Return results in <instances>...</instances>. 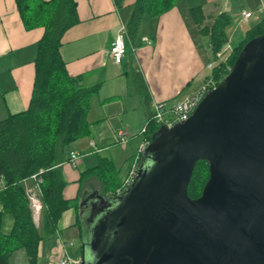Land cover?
I'll list each match as a JSON object with an SVG mask.
<instances>
[{
  "label": "water",
  "instance_id": "1",
  "mask_svg": "<svg viewBox=\"0 0 264 264\" xmlns=\"http://www.w3.org/2000/svg\"><path fill=\"white\" fill-rule=\"evenodd\" d=\"M199 161L210 178L194 199ZM78 205L80 264H264V36L188 121L159 128L125 193Z\"/></svg>",
  "mask_w": 264,
  "mask_h": 264
},
{
  "label": "crops",
  "instance_id": "2",
  "mask_svg": "<svg viewBox=\"0 0 264 264\" xmlns=\"http://www.w3.org/2000/svg\"><path fill=\"white\" fill-rule=\"evenodd\" d=\"M136 1L75 0L80 21L64 34L61 54L78 88L100 86L92 98L88 116L90 133L92 128L108 127L97 135L98 140L102 139L104 143L98 151L91 146L96 141H86L87 148L94 151L85 156L92 157L100 150H108L112 146V137L105 144L108 133H114L117 138L123 133L113 130L114 118H120L122 130L126 127L129 132L138 123L130 122L127 114L135 116L138 122L142 120L147 126L154 102L173 105L212 77L213 69L220 62L213 56L209 38L198 33L191 15L193 7H202L208 17L227 13L235 20V26L232 27L231 23L227 30L229 43L226 46H230L227 56L244 40L246 32L264 19V0H176L170 11L159 16L146 15L142 19L135 41L128 38L123 62L116 64L111 57V47L122 27L127 26ZM244 12L251 13L252 17L245 19ZM44 33L43 27H25L16 0H0V122L11 114L25 111L30 105L36 75L37 44ZM144 38L152 44H145ZM143 91L148 96L147 102ZM95 108H98L97 113ZM78 142L72 144L71 151H82L78 149ZM101 158L114 163L111 158ZM68 159L67 156L61 164L67 182L64 197L74 200L80 191L85 194L90 189L81 181L82 172L78 175L76 170L94 168L99 163L87 159L88 168H85L86 160L80 156L77 168H73ZM118 170L121 171L120 168ZM26 185L30 190L35 183L30 181ZM3 186L0 180V190ZM0 214L3 215L2 233L8 236L13 231L15 218L5 212L1 198ZM34 220L42 232V213L38 218L34 215ZM78 221L76 208L72 207L63 214L58 229L42 240L37 264H59L67 257L72 264H80L81 226ZM10 264H29L26 251L15 252Z\"/></svg>",
  "mask_w": 264,
  "mask_h": 264
},
{
  "label": "trees",
  "instance_id": "3",
  "mask_svg": "<svg viewBox=\"0 0 264 264\" xmlns=\"http://www.w3.org/2000/svg\"><path fill=\"white\" fill-rule=\"evenodd\" d=\"M175 3L176 0H137L126 26L128 38L135 41L146 15H162ZM16 4L25 27H43L45 33L37 44L36 75L29 107L0 122V180L4 184L0 198L5 212L15 218L12 233L5 236L0 214V264H10L12 255L20 250L26 251L29 264H37L42 240L58 229L66 211L72 207L78 210L79 201L85 197L82 191L74 200L64 197L67 182L58 144L61 140L66 147L90 134L88 116L92 98L100 86L78 88L61 54L64 34L80 21L75 0H16ZM191 15L198 33L209 38L213 56L217 58L229 43L230 15L208 17L200 6L193 7ZM261 36H264V19L246 32L226 61L213 69L212 79L217 85L230 73L244 47ZM143 93L147 102L148 96ZM146 127L150 139L159 130L151 120ZM119 175L110 159L101 158L96 167L81 173V181L83 185L88 183L89 190H98L103 196H117L122 184ZM209 178V164L199 161L189 186L191 198L202 195ZM30 181L40 191L42 232L34 220L26 185ZM78 223L80 226V220Z\"/></svg>",
  "mask_w": 264,
  "mask_h": 264
},
{
  "label": "built area",
  "instance_id": "4",
  "mask_svg": "<svg viewBox=\"0 0 264 264\" xmlns=\"http://www.w3.org/2000/svg\"><path fill=\"white\" fill-rule=\"evenodd\" d=\"M243 17L245 19H250L252 17V14L249 12H244ZM127 41H128L127 29H126V26H123L119 35L117 36V38L115 39L111 47V57L116 64H121L124 60V57L126 56ZM143 41L147 45L152 44V42L147 38H144ZM229 49H230V46H225L224 49L220 53L217 54L216 60L220 63L226 61L227 58L232 53V52L229 53L227 56V52ZM231 70L232 69H230V71ZM216 86L217 84L211 77L210 79L206 80L193 93L175 102L173 105H168V103L166 102H154L152 106L153 113H152V117L150 120L159 128L164 126L169 129H171L172 127H174L175 125L179 123L188 121L191 118L192 114L194 113L195 109L202 102L206 94L209 91L213 90ZM143 132L146 135V138L144 139L143 143L141 144L138 150V154L133 162V165L129 171V174L123 180L121 187L117 190V196H120L123 193H125L134 183L137 177L139 167H140L142 156L146 148L148 147V145L151 143V139L148 137V134H147L148 128L145 127ZM119 136L121 138L120 140L121 144L127 143V140L124 138L123 133H120ZM92 146L96 148V145L94 142L92 143ZM78 160H79V154L77 152H71L68 162L69 164H71L73 168H77ZM36 189H39L38 186L30 189L29 195H30V200L32 204V209L35 207L36 208L35 212L39 214L41 210V206L39 205V201L36 197L37 195ZM59 264H72V260L67 257L63 259Z\"/></svg>",
  "mask_w": 264,
  "mask_h": 264
},
{
  "label": "rangeland",
  "instance_id": "5",
  "mask_svg": "<svg viewBox=\"0 0 264 264\" xmlns=\"http://www.w3.org/2000/svg\"><path fill=\"white\" fill-rule=\"evenodd\" d=\"M194 2H199L200 0H193ZM254 20V19H253ZM236 22L235 20L232 19V27H234ZM228 30V29H227ZM231 35V34H230ZM133 88V87H132ZM91 108H92V103H91ZM98 112V108H95V113ZM130 115V114H129ZM128 114L126 115L128 118V120L134 124H137L138 125L136 127H134L133 131L129 132L127 130V128H123L124 130H122V126H123V123L120 122V118H114L112 120V123H114L115 125L112 127L113 130L116 132L117 130H121L124 134V138L127 140V143L126 144H121L120 143V136L118 135V138L116 135H114V133H111V134H107L105 137V144H108L109 143V139L112 137V141H111V145L110 148L106 151H102L100 150V152H98V155H93L92 157L91 156H85L86 154H88L89 151L92 150V153H93V149L88 147L87 148V145H86V141H91V140H94L96 141L95 143H97V146H96V151H98L99 147H102L104 145L102 139L101 140H98L97 138V135L98 133L101 131V129L103 130H108V127H105L103 126H98V127H95V128H92L91 129V133L78 140L77 142L79 143L78 146H80V150H82L81 152L79 151H71L72 149V144L66 146V147H63L62 144H61V140L59 141V144H58V156L59 158H64L66 159L67 156L69 157L71 152H77L79 154V158L80 156L83 157L84 160H86V164H85V168H88V160H95L96 163H99L100 161V158L101 157H108V158H111L113 159L114 161V165L116 166V168H120L121 171H120V175H119V180L121 181V179H123L127 172H128V169L130 168L131 165H133V162L138 154V148L140 147V145L142 144L143 140L145 139L146 135L144 134V128L146 126V123H143L142 120L139 119V122L137 121V119L135 118V116H129ZM125 117V118H127ZM124 118V119H125ZM145 120V119H144ZM114 135V136H113ZM93 143V142H92ZM92 143H91V146H92ZM89 146V145H88ZM93 147V146H92ZM84 148V149H82ZM96 153V152H95ZM85 156V157H84ZM88 159V160H87ZM71 165V164H70ZM72 167V166H71ZM83 170L85 169H78L76 170L77 174L80 175L81 172H83ZM89 182V181H88ZM96 183V185L99 186V184H97L96 181H94ZM88 185V183H86ZM36 186L34 185V188ZM33 188V187H32ZM39 189H36V197L39 201V205L41 206V210H42V203H41V200H40V191H38ZM34 210V215L35 217H39L40 216V213H41V210L39 212V214L37 212H35V207L33 208Z\"/></svg>",
  "mask_w": 264,
  "mask_h": 264
},
{
  "label": "flooded vegetation",
  "instance_id": "6",
  "mask_svg": "<svg viewBox=\"0 0 264 264\" xmlns=\"http://www.w3.org/2000/svg\"><path fill=\"white\" fill-rule=\"evenodd\" d=\"M94 190H88L87 195H85V197H87L89 194H91Z\"/></svg>",
  "mask_w": 264,
  "mask_h": 264
}]
</instances>
